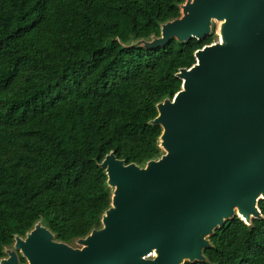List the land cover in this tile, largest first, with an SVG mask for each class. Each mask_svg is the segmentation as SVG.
Here are the masks:
<instances>
[{
	"label": "trees",
	"instance_id": "16d2710c",
	"mask_svg": "<svg viewBox=\"0 0 264 264\" xmlns=\"http://www.w3.org/2000/svg\"><path fill=\"white\" fill-rule=\"evenodd\" d=\"M186 1L0 0V259L39 222L68 244L100 228L108 154L139 166L162 155L157 105L216 35L139 42ZM259 208L263 219L229 220L205 261L186 264H264V200Z\"/></svg>",
	"mask_w": 264,
	"mask_h": 264
},
{
	"label": "water",
	"instance_id": "95a60500",
	"mask_svg": "<svg viewBox=\"0 0 264 264\" xmlns=\"http://www.w3.org/2000/svg\"><path fill=\"white\" fill-rule=\"evenodd\" d=\"M216 21L219 39L195 52L177 73L180 91L157 105L162 155L144 166L114 152L102 161L112 197L101 227L73 248L39 222L0 264L203 262L216 229L263 219L264 0H187L159 37L139 44L202 41Z\"/></svg>",
	"mask_w": 264,
	"mask_h": 264
},
{
	"label": "rangeland",
	"instance_id": "374dc122",
	"mask_svg": "<svg viewBox=\"0 0 264 264\" xmlns=\"http://www.w3.org/2000/svg\"><path fill=\"white\" fill-rule=\"evenodd\" d=\"M220 27H221V22H214L213 27H212V31L214 32V34L216 35V39H219V33H220ZM71 246L73 248H81V244H79L77 241H74L73 243H71ZM11 251H16L18 254H20L19 251L15 250L14 246L12 248H10Z\"/></svg>",
	"mask_w": 264,
	"mask_h": 264
}]
</instances>
